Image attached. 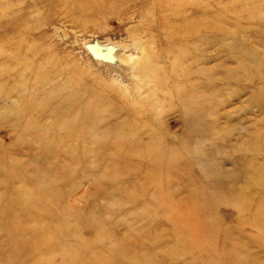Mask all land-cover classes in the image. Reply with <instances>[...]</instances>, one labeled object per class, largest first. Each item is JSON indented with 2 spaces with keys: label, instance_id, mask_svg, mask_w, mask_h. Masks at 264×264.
Masks as SVG:
<instances>
[{
  "label": "rangeland",
  "instance_id": "374dc122",
  "mask_svg": "<svg viewBox=\"0 0 264 264\" xmlns=\"http://www.w3.org/2000/svg\"><path fill=\"white\" fill-rule=\"evenodd\" d=\"M0 264H264V0H0Z\"/></svg>",
  "mask_w": 264,
  "mask_h": 264
},
{
  "label": "bare ground",
  "instance_id": "6f19581e",
  "mask_svg": "<svg viewBox=\"0 0 264 264\" xmlns=\"http://www.w3.org/2000/svg\"><path fill=\"white\" fill-rule=\"evenodd\" d=\"M146 52V51H145ZM155 57V56H154ZM145 59H148L147 57L145 58ZM117 61H118V58H117ZM119 61H120V58H119ZM121 62V61H120ZM142 62V61H141ZM149 62V61H148ZM147 62V63H148ZM123 63H125V62H123ZM145 63V62H144ZM151 63V62H150ZM138 64V63H137ZM134 65V64H133ZM142 66H143V62H142ZM153 66V65H152ZM151 66V67H152ZM145 67H147V66H145ZM150 67V66H149ZM135 69V68H134ZM137 69V68H136ZM139 69H141L140 67H139ZM147 70V69H146ZM149 70V69H148ZM147 70V71H148ZM142 71V70H141ZM151 71V70H150ZM135 72V71H134ZM139 72V71H138ZM150 73V72H149ZM148 74V73H147ZM141 75H144L143 73L141 74ZM150 75H151V73H150ZM155 74H153V76H154ZM145 76V75H144ZM152 76V75H151ZM137 77V76H136ZM155 77H156V75H155ZM142 78V77H141ZM156 78H158V76L156 77ZM155 78V79H156ZM144 79V78H143ZM151 79H152V77H151ZM153 79H154V77H153ZM160 78H158V80H159ZM141 81V80H140ZM144 81V80H143ZM154 82V81H153ZM160 82H161V80H160ZM159 82V83H160ZM165 82V81H164ZM158 83V84H159ZM160 84H162V82L160 83ZM157 85V84H156ZM157 87V86H156ZM156 90V89H155ZM45 144H46V146H55V144H53L52 142H50V141H48V142H44ZM113 146V145H112ZM127 146H129V145H127ZM114 147V146H113ZM109 170V172L110 173H108L107 175H110V177L111 178H113V177H115V173H113V170L114 169H108ZM106 172H108V171H106ZM105 172V173H106ZM149 183H151L150 181H149ZM160 205L161 206H163V203L162 202H160ZM166 208L168 209V211H169V213H171V214H174V209L170 206V205H167L166 206ZM11 211H14V210H11ZM14 214H15V216L17 217H21V216H23L24 215V211H22V210H15V212H14ZM15 223H17V221L15 222ZM19 231V230H18ZM40 235V234H39ZM54 237V236H53ZM27 239H26V243L25 244H27L29 247H32V248H34V247H36L37 249H44L43 247L44 246H47L48 247V245L50 244L49 243V241L50 240H52V235L51 234H46V235H40V237H39V240H36V241H31V238L30 237H26ZM55 238V237H54Z\"/></svg>",
  "mask_w": 264,
  "mask_h": 264
}]
</instances>
